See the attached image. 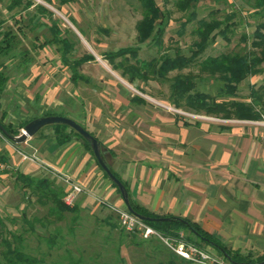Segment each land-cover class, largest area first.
<instances>
[{"label": "rangeland", "instance_id": "rangeland-1", "mask_svg": "<svg viewBox=\"0 0 264 264\" xmlns=\"http://www.w3.org/2000/svg\"><path fill=\"white\" fill-rule=\"evenodd\" d=\"M156 1L162 9L160 18L156 21L151 37L140 43L135 29L136 22L141 18L139 0H75L65 4L59 0H33L34 4L27 9L19 6L10 11L6 9L8 1L2 0L0 11L5 19L3 27L12 29L16 37L11 56L0 57V61L9 60L10 67L6 70L18 72L25 65L22 63L24 58L33 59L31 66L40 69L45 75L46 87L57 89L55 96L63 97L64 89L70 86L76 91L81 104L87 105L94 100L111 119L117 121H130L134 118L124 109L107 111L113 102L118 103L115 98L118 89H124L128 96H142L145 104L178 116L180 122L222 121L223 118L195 111L184 102L177 108L169 100V83L176 74H191L198 90L214 96L223 85L218 74L201 71L195 63L186 68L171 70L159 79L130 83L120 75V70L112 69L102 52L135 45L139 47L138 56L146 60L177 52L188 56L201 40L196 31L199 19H215L221 24L209 34L205 48L197 59L220 53L247 51L251 48L253 31L262 19L261 10L251 6L252 0H197L185 10H180L175 0ZM37 4L46 7L52 14L42 12L34 6ZM16 18L20 20L17 22ZM188 18L190 20L185 22ZM52 24H57L63 30L61 37H66L72 43V50L67 54L68 61L85 53L95 56L93 61L77 69L89 78L88 83L78 81L75 86H68L71 68L60 61V42L38 45L52 38L49 29ZM225 25L229 26V41L219 32ZM34 45L41 48L35 50ZM24 51L28 53L22 56ZM258 70V73L247 76L238 84L234 95L216 96L217 99L251 103V88L255 89L264 83V62L258 66ZM256 107L260 111V106ZM257 121L264 122V114ZM3 138L1 135L0 143L4 141ZM16 174L5 167L0 169V216L6 224L3 236L12 241L13 245L19 244L23 250L40 258L37 264H170L169 258L174 264H187L173 255V250L163 239L156 236L143 238L137 232L125 230L116 214L103 202L79 200L69 205H76L73 210H62L60 214L51 211L53 203L50 198L43 197L41 202L38 201L32 187L24 186ZM34 177L42 178L40 175ZM47 179L52 181L50 189L63 187L64 191L69 190L65 189L60 179L56 180L53 176H47ZM201 244L212 255L221 258L212 246ZM4 249L0 240V256Z\"/></svg>", "mask_w": 264, "mask_h": 264}, {"label": "crops", "instance_id": "crops-1", "mask_svg": "<svg viewBox=\"0 0 264 264\" xmlns=\"http://www.w3.org/2000/svg\"><path fill=\"white\" fill-rule=\"evenodd\" d=\"M27 60L18 72L6 70L9 78L0 92L3 123L17 126L46 110L76 119L101 143L108 167L127 185L132 200L158 215L187 218L232 248L264 253L262 123L235 118L180 122L178 116L132 100L143 97L128 96L124 89H118L114 100L118 103L113 102L107 111L124 109L134 118L117 121L94 100L80 103L69 85L88 83L86 75L78 71L86 80L74 82L70 69L69 87L63 97L55 96L57 89L47 88L45 75L31 66L33 59ZM0 62L10 67L9 60ZM3 140L0 151L6 157L2 162L6 170L53 176L66 190L69 184L61 178L67 177L88 193L78 195L75 203L104 199L124 206L94 155L78 138L60 145L53 129L46 126L21 143ZM19 152H34L44 165L21 161Z\"/></svg>", "mask_w": 264, "mask_h": 264}, {"label": "trees", "instance_id": "trees-1", "mask_svg": "<svg viewBox=\"0 0 264 264\" xmlns=\"http://www.w3.org/2000/svg\"><path fill=\"white\" fill-rule=\"evenodd\" d=\"M7 1V11L13 10L14 8L19 6L27 9L34 4L33 0ZM72 1L75 0H59L61 4L69 3ZM195 1L197 0H175V5L180 10H185L190 7L192 2ZM139 3L142 9L141 18L136 22L135 29L137 32V40L138 42L142 43L151 37V34L153 33L155 28L156 21L160 18L162 9L156 0H139ZM34 6L40 9L42 12H47L49 15L52 14L50 10L42 5L37 4ZM251 6L253 8L261 10L262 19L257 23L253 31V38L250 43L251 48L247 51L220 53L215 56L208 55L202 59H197L198 54L205 48L206 40L209 34L214 28L221 24V22H218L215 19H212L211 21H208L206 19H199L196 31L200 35L201 40L195 44L196 48L191 50V53L188 56L183 53L177 52L174 55L165 54L160 55L157 58L146 60L138 56L139 47L135 45L123 46L114 51H103L102 55L111 65L112 69L120 70V75L126 78L130 83H133L136 80L146 81L150 78L159 79L165 77L171 70L186 68L196 63L201 71L208 72L210 74H218L219 79L223 82V85L220 89H218V93L216 96H231L236 93L237 86L243 79H245L249 75H254L259 72L258 66L262 62H264V0H252ZM190 18H188L185 22H188ZM19 20L20 18H16L17 22ZM4 22L5 19L2 17V13L0 11V57L3 58L11 56L10 52L13 49L16 37L12 29H4ZM49 29L51 31L52 38L42 41L38 45L51 42H60V57L64 64L70 66L72 71L71 79L74 82L79 79L86 80L78 72L77 69L84 62L93 60L94 56L91 53H85L82 56L73 59L72 61H68L67 54L72 50V43L66 37H61V33L63 32V30L57 24L50 25ZM228 31V25H225V28L219 31L227 41H229V37L227 36ZM38 45H34L33 49H37ZM27 53V51L22 52V56L26 55ZM27 62L28 60H26L25 58L22 60V63ZM8 78L9 76L6 71V66L3 62H0V92L3 90ZM169 87V100L177 108L181 107V103L184 102L187 106L195 111H204L207 115L213 114L223 119L235 118L242 120H259L260 117L264 114V107H262L264 103V101H262V99L264 98V83L260 84L255 89L254 87L251 88L249 92L251 103L229 99L218 100L216 96L198 90L196 88L194 77L191 74H176L170 80ZM134 99L139 100L140 102L144 101V99L141 97H133L132 100ZM258 105L260 106V111L256 107ZM220 114H222V116H219ZM48 115L65 116L54 110H46L39 116H34L17 126H14L10 123L5 124L1 121V119L0 124L8 134L17 135L20 133V129L23 128L31 120L37 117ZM74 120L85 128V126L81 122L76 119ZM46 126L53 129L58 144H64L71 137H76L81 140L83 147L92 155H94L90 143L67 124L53 123L45 125L43 127ZM0 133L4 138L13 142L1 131ZM98 143L100 147L103 148L99 141ZM0 160L1 162L6 161V157L1 153ZM102 171L104 176L109 179L108 175L104 172L103 169ZM111 172L122 182L126 191H128L127 185L121 180V178L114 171L111 170ZM16 178L23 181L24 186L32 187L31 190L36 193L35 195H37L38 201L41 202L43 197L50 198L53 203V205L50 207L51 211L54 210L56 213L60 214L62 210H73V208L76 207V205L69 206V204L65 203L64 196L68 193V191H64L63 187H60L58 190L49 188L52 181H49L47 177L37 178L33 175L17 171ZM110 182L115 187L119 196H121L117 185L111 180ZM44 188L45 191L43 192L42 189ZM129 204L131 206L132 212L144 217L143 221L146 224L153 227L156 231H158L165 237L181 238L199 247H202L201 243H206L212 246L218 252V254L228 260L231 264L264 263V253H254L251 251L242 252L240 249L232 248L231 246L224 243L222 240L218 239L207 231L203 230L198 224L192 222L187 218L173 215L155 214L154 212L148 210L144 206L132 200L130 197ZM5 230L6 224L4 222V218L0 216V240L5 246V249L1 251L0 264H37L38 261L41 260L35 255L23 250L22 247L19 246V244L13 245L12 241L3 236ZM173 255H177L183 263L199 264L193 260L179 255L174 250ZM168 261L170 264H174V261L171 258H169Z\"/></svg>", "mask_w": 264, "mask_h": 264}, {"label": "built area", "instance_id": "built-area-1", "mask_svg": "<svg viewBox=\"0 0 264 264\" xmlns=\"http://www.w3.org/2000/svg\"><path fill=\"white\" fill-rule=\"evenodd\" d=\"M260 123L264 125V122ZM19 154L21 161H29L44 165V163L34 152H31L30 154L25 152H19ZM3 167V164L0 163V169H2ZM61 179H63L66 183L69 184L68 193L64 196L65 203L71 205L76 201L78 195L87 193L84 187H82L80 184L70 182L67 177H62ZM97 201L100 203L103 202L109 210H112L116 214L120 225L127 231L137 232L143 238L156 236L160 239H163L167 243V245L170 246L179 255L187 259L193 260L199 264H231L224 257L221 256V258H218L212 255L203 247L196 246L191 242H187L181 238L165 237L161 235L158 231L146 224L142 219L133 214L126 207L120 208L117 207L115 204L112 205L106 201L104 202L102 199H97Z\"/></svg>", "mask_w": 264, "mask_h": 264}, {"label": "water", "instance_id": "water-1", "mask_svg": "<svg viewBox=\"0 0 264 264\" xmlns=\"http://www.w3.org/2000/svg\"><path fill=\"white\" fill-rule=\"evenodd\" d=\"M53 123L67 124L68 126L73 128L75 131H77L80 135H82V137L90 143L91 149L96 157L97 162L99 163L101 168L104 170V172L108 175L109 179L117 185L124 205L126 206L128 210L132 212L131 206L129 204L128 193L124 185L122 184V182L111 172L108 165L106 164L103 158L102 149L98 143V140L86 128H84L74 119L70 117L62 116V115H48V116L37 117L31 120L21 129V132L17 135L8 134L1 124H0V131L13 142L21 143L25 141L27 137L34 135L43 126L48 125V124H53ZM132 213L138 216L140 219L142 220L144 219V217L134 212ZM164 219H168V218H164Z\"/></svg>", "mask_w": 264, "mask_h": 264}]
</instances>
